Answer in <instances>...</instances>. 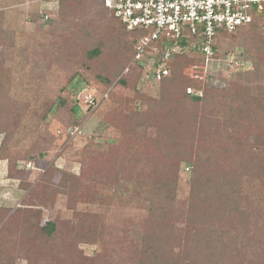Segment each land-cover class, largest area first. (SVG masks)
<instances>
[{
    "label": "rangeland",
    "instance_id": "obj_1",
    "mask_svg": "<svg viewBox=\"0 0 264 264\" xmlns=\"http://www.w3.org/2000/svg\"><path fill=\"white\" fill-rule=\"evenodd\" d=\"M91 8L89 19L99 22L100 30L112 26L115 33L124 39L128 32L113 24L110 13L99 21L96 17L100 9L97 3ZM58 10L59 0H0V70L4 72L0 76L28 83L36 75L40 80H46L42 89L44 95H48V99L41 97L44 103L35 93L24 92L28 84L25 89L19 88L17 93L0 87V149L7 140V148L11 151L10 155L0 156V207L10 211L6 215L0 213V238L7 239L8 233L4 235L2 229L17 210L36 211L39 212L40 227L48 221H55L58 232L53 239H35L37 246L32 261H28L23 252L26 246L33 244L32 240L26 241L27 245H15L10 251L14 264H144L146 244L133 237L130 231L153 227L155 215L149 209L151 205L141 202V199L156 198L153 188L160 185L171 159L158 149L157 136L152 134L138 140L140 142L133 141L125 125L137 123L138 119L144 118L143 115L148 118L151 109L155 114L163 113L168 128L174 127L168 122L171 118L184 121L186 130H183L181 142L175 140V147L182 152L190 146L191 133L203 129V135L192 143L203 145L199 154L205 167L204 175L212 177L220 173L222 179H227L237 174L241 162L248 165L251 158L264 162L256 150L264 141V129H255V134H245L241 138L237 134L226 136L220 141L215 137L219 129L213 123L209 103L193 107L187 98L192 95L203 97L206 92L210 96L212 90H216L223 92L222 101L226 99L232 104L245 88L251 96H257L259 87L264 86V68L255 62V45L241 43L238 37H229L220 42L219 55L222 58L229 55L220 66L206 67L201 58L188 53V58L181 59L173 67L174 71L171 68L170 82L161 85L151 77V62L146 58L145 73L143 70L136 80L130 73L125 74L128 69H133V60L124 66L120 56L112 58L108 49L100 53L99 58L89 61L84 60L85 55L74 54L73 51L54 53L48 46L50 42H44L42 37L50 30L51 18L46 20L45 13L57 18ZM258 32L264 35V25H260ZM38 44L45 48L38 47ZM15 49L20 50L19 54L23 49L31 55V59H23L26 75L19 60L21 56ZM72 76L76 78L70 81ZM122 77H125L124 84H118ZM107 78L108 81L105 80ZM166 90L175 93L174 98L163 109L161 106L151 108L152 101H160ZM89 93L98 102L93 111L84 102ZM75 103L79 106V111L72 117L75 122H68ZM60 105L64 110L59 108ZM191 107L192 111L197 110L201 114L195 123ZM116 108L123 113H117ZM4 112L14 114L16 118L11 114L15 119L7 120ZM223 123L225 129L234 127L227 119ZM20 125L24 126L25 134L28 127L35 132L19 143L22 138L18 132ZM156 126L147 131L135 128V133L139 136L155 133ZM246 132L250 129L247 128ZM212 145L230 149L217 158ZM15 157V173H11L10 159ZM119 165L132 167L121 177L124 185L121 187L138 184L134 189L136 195L121 197V187L115 184ZM156 165L161 168L158 169V180L153 173ZM262 165L264 167V163ZM192 168L190 163L180 160L177 176L175 179L172 177L176 180V185H171L176 186L178 202H187L189 198ZM255 170L259 171L258 168ZM165 181L170 183V180ZM246 184L237 185L241 193L245 192L239 196V208L231 210V219L222 223L212 220L215 229L221 228L222 224L221 229L226 233L220 245H228L222 254L225 262L218 261V264H229L230 261V264H264V184L254 176L250 177L248 189ZM157 209L161 215L160 208ZM180 227L175 225L177 229ZM233 232L251 233L246 242H242L255 245L243 249L242 242L229 244L228 241L231 243L234 239L228 240ZM19 235L15 232L16 241L20 240ZM253 235L257 237L254 241ZM174 249L173 255L178 257L179 249ZM232 253H236L234 259ZM184 257L191 264H207L200 251L194 248L185 250Z\"/></svg>",
    "mask_w": 264,
    "mask_h": 264
},
{
    "label": "trees",
    "instance_id": "obj_2",
    "mask_svg": "<svg viewBox=\"0 0 264 264\" xmlns=\"http://www.w3.org/2000/svg\"><path fill=\"white\" fill-rule=\"evenodd\" d=\"M96 3L100 8L96 13V17L99 21L101 19H104L105 15H107L108 13L111 14L109 9L105 7L104 0H59L58 17H50V30L42 38L44 39V42H50L48 43V46H51L52 50H54V53H71L73 51L74 54L81 53L82 56L85 55L86 58L84 60L89 61L99 58L100 53H102L105 49H108V51H110L112 54V58L120 56L121 63H124V66H126L134 59L135 45L139 41L140 33L128 32L123 39L120 38V35H117L115 33V30L112 26L107 29L100 30V27L97 25L99 22L89 19V17L92 15L91 7ZM111 17L114 25H117L121 28L123 27L125 30V27L118 19H116L112 14ZM260 22L261 21H255L252 24L242 26L234 34L224 35V38L238 37L241 43L255 45V62H257L259 65H262V67L264 68V35L258 32L261 25ZM96 28H98V30ZM114 33L117 35V39H115ZM185 45L186 43L183 44V46ZM38 47L45 48L42 44H38ZM15 50L17 54L21 56L19 60L24 67V74L26 75V68L23 59H31V55H27L28 53H26V51H23V49H21L23 53L20 54V50ZM122 51L123 53L119 55ZM186 56L187 55L178 56L172 63L171 68L173 69V67H175L181 59L188 58ZM217 57L219 58L220 56L218 55ZM154 58L159 59L160 56H154ZM132 65L133 69H128L127 73L125 74L128 75L130 73V76H134L137 80L139 75L141 76L144 68L134 60ZM123 68L124 67H122L120 70H122ZM173 71L171 70V75L169 77H165L160 82L161 85H165L166 83L170 82ZM3 73V70H0V74ZM76 76H72L69 80H73L74 78H76ZM4 77V75L0 76V87H4L8 89V91L11 90L10 93H12L13 91H16L17 93V90L19 88L25 89L24 86L28 84L24 92H30V94L35 93L37 96H39L40 99H42L43 102L44 99L41 98L42 96L48 99V95H44V90L42 89V85H46L43 84L44 82L46 83V80L42 81L43 79L41 77L40 80L38 77H36V75H33L32 79L29 80L28 83H24V81L20 79L16 80V78L10 76H6L5 78ZM124 78L122 77L118 81V84H124ZM105 80L108 81L109 79L107 78ZM259 90V95L251 96L248 89H242V92L240 93L238 99H235L232 104L227 102L226 99L222 101L224 96L223 92H219L216 90H212V95L210 96L208 95L209 92H206V95L203 97L192 95L189 96L187 100L190 101V104H192L193 107L200 104L205 105L206 103H209V111L212 110L213 112V123L216 125V127L218 126L219 129L217 131L219 133H217L215 137H217V139L220 138L221 141V139H224L226 136H233L237 134L239 138H241L242 136L244 137L245 134H255V129L259 130L262 129V127L264 129V86L259 87ZM170 93L171 92H167V90L162 93L160 101H152L151 108L154 106H161L163 109V106L168 105L169 101L176 95L175 93ZM63 107V105L59 106L60 109L64 110ZM186 107L188 108L187 104ZM193 107L190 108L191 111ZM93 108H95V106H92L89 109L93 111ZM70 111L71 116H67V121L75 122L72 117L79 111V106L75 103V105L71 107ZM116 111L119 114L123 113L121 112L122 110L120 108H116ZM155 113L151 109V114H149L148 118L143 115L144 118H142L141 120L138 119L137 123L135 121L134 124L125 125L126 127H128V132L130 133L129 137L134 139L133 141L145 139L148 136H152V134L154 136H157L156 143L159 145L158 149L161 151V153L165 152L167 158L171 159L170 163L166 166V170L163 173L162 180L159 181L160 185L153 188V194H155L156 198L152 199L148 197H142L141 199V202L151 205L149 209L153 210L152 212L155 215L153 227L150 230H147L145 226L141 230L132 229L130 231V234L133 237L138 238L141 243L146 244L147 250L143 251V263L191 264L186 261L184 253L185 250L193 248L200 251V255L204 258V260H206L207 264H218V261L224 263L225 259L222 254L225 252L228 245L223 244L221 246L220 240L222 241V238L226 233H224L221 229L223 228L222 224L220 226L221 228L215 229L212 224V220H214V222H224V220L229 221L231 219V210L235 211L239 208L237 206L240 202L239 196H241V194L245 192L243 191L241 193L242 190L237 189V185L239 183H247L246 189H248L250 186V177L254 176L256 179L263 181L264 184V167H262V164L264 162L262 163L261 160L258 161L252 158L248 160V165H245V163L241 162L238 167L240 168V170L236 171L237 174L227 179H222L220 173L213 175L212 177H206L203 172L205 170V167L203 168L201 164V155L199 154L200 150L203 149V145H194L192 143L194 139L203 135L204 130L201 129L198 133L195 130L194 133H191V141H189L190 146H188V149L184 152L179 151V147H175V140L177 139L178 142L181 140L183 130H186V124L184 123V121H177V118V120L171 118L172 121L170 120L168 122H171L174 127L168 128L165 124L166 122H164L165 116L162 115L163 113ZM11 114L12 113L4 112L7 120H9V118H16L14 114H12L14 117ZM200 115L201 114H199L197 110L192 111V120L194 121V123L197 122ZM224 119H227L229 121V124L234 126L232 130H230L232 127H228L227 129H225L226 125H224L223 123ZM18 123H20V121H18ZM155 124H157L155 133H145L142 136H139L135 133V128L141 131H147L148 128H150L151 126L153 127ZM247 128L250 129V132H246ZM26 129L28 130H26L27 133L25 134V128L23 125H20V127L18 128V132L22 134V138H20L19 143L23 142V140L27 137L30 138L35 132L31 127H28ZM209 142L207 143L208 145L211 144ZM7 146L8 145L6 140L3 142L0 149L1 157L6 156L5 154L10 155L11 151L9 148H7ZM213 149L215 153L214 155L218 158V155L226 153L225 150L229 151L230 148L227 149L226 147H222V149L224 150V152H222L223 150L221 149V146L220 148H217V146L214 145ZM256 150L258 152L257 156L262 155V159H264V141H262L258 145ZM40 154L42 156L43 153L41 152ZM10 160V168H12L11 173H15L14 170L16 157L15 159ZM180 160L190 163L193 166L190 194L187 202H178L176 200V186L174 187L171 185H176V180L174 179L176 178L175 176H177V168L179 166ZM217 161L219 163L220 159H218ZM154 167L155 170L153 171V173L158 180L160 179V172L158 169L161 168L158 165ZM261 167L263 169L259 170V168ZM131 168V166H128L127 168L122 165L118 166V177L115 178V184L117 186H124L122 185L121 177L124 175V172L131 171ZM256 168H258L259 171L255 170ZM168 176H170V178H167ZM166 179L170 180V183L169 181L166 182ZM137 185L135 184L129 187L126 186L125 188H119V191L121 192L120 194L122 195L121 197L125 195L131 197L132 193L133 195H136L134 189H136ZM45 189L46 191L48 190L47 188ZM139 196L141 197V194H139ZM154 204L156 205V207H153ZM161 207H165V209L162 210ZM157 208H160L161 215H159V209ZM9 212V210H5L4 208L0 207V213H4L6 215L9 214ZM40 223L39 212L36 211L17 210L14 215L10 217L5 228L2 229V233L4 235L8 233V236H5L7 239L0 238V264H14V259L10 254V251L13 250L12 248H14V246L18 244L26 243L27 245L28 242L26 241L31 240L33 241V244L26 246L23 249V252L26 254L28 261H32L34 259L32 254L36 251L37 246L35 239H53L58 232V225L55 221H48L43 227H40ZM175 225H180L181 227L177 229L175 228ZM185 226L186 228H184ZM153 229L155 231L152 233ZM15 232H18L20 234V240L18 241L15 240ZM230 235L231 236L228 240L234 238L233 240H231L232 242L234 241L240 243L242 241L246 242L245 239L248 238L251 233L233 232L230 233ZM182 237H184V239H182ZM256 239V235H253V241ZM232 242L230 243V241H228V243L231 245L234 244V242ZM250 243L252 245H255L252 242ZM251 244L247 245L242 242L241 245L242 248H245L246 246L252 247ZM176 247H178L179 249L178 257L175 256L176 254L173 255V252L175 250L174 248ZM253 249L256 250L255 247ZM232 251H234V249H232ZM169 254L171 255V260H169ZM231 255L234 259L236 253H232Z\"/></svg>",
    "mask_w": 264,
    "mask_h": 264
},
{
    "label": "built area",
    "instance_id": "obj_3",
    "mask_svg": "<svg viewBox=\"0 0 264 264\" xmlns=\"http://www.w3.org/2000/svg\"><path fill=\"white\" fill-rule=\"evenodd\" d=\"M104 5L127 32L140 33L133 60L145 73L149 58V72L158 82L171 75V65L180 55L194 53L206 67L224 64L229 56L219 55L224 35L255 21L264 25V0H104ZM84 102L88 108L98 105L90 93Z\"/></svg>",
    "mask_w": 264,
    "mask_h": 264
}]
</instances>
